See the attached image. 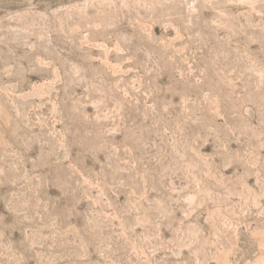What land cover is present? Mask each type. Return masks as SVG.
I'll return each mask as SVG.
<instances>
[{
    "label": "rangeland",
    "instance_id": "obj_1",
    "mask_svg": "<svg viewBox=\"0 0 264 264\" xmlns=\"http://www.w3.org/2000/svg\"><path fill=\"white\" fill-rule=\"evenodd\" d=\"M0 264H264V0H0Z\"/></svg>",
    "mask_w": 264,
    "mask_h": 264
}]
</instances>
